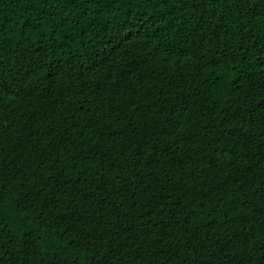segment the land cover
<instances>
[{
  "label": "trees",
  "instance_id": "obj_1",
  "mask_svg": "<svg viewBox=\"0 0 264 264\" xmlns=\"http://www.w3.org/2000/svg\"><path fill=\"white\" fill-rule=\"evenodd\" d=\"M0 264H264L262 0H0Z\"/></svg>",
  "mask_w": 264,
  "mask_h": 264
},
{
  "label": "snow or ice",
  "instance_id": "obj_2",
  "mask_svg": "<svg viewBox=\"0 0 264 264\" xmlns=\"http://www.w3.org/2000/svg\"><path fill=\"white\" fill-rule=\"evenodd\" d=\"M205 2H211V0H205ZM242 3L247 4L248 0H242ZM262 3H264V0H262ZM5 215H7V213H5L4 211L3 197L0 196V216H5Z\"/></svg>",
  "mask_w": 264,
  "mask_h": 264
}]
</instances>
